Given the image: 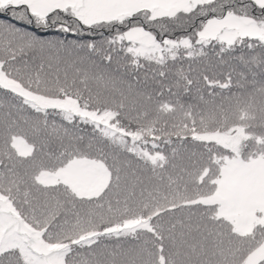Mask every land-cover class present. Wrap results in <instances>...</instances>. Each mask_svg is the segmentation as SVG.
Segmentation results:
<instances>
[{
	"label": "snow or ice",
	"instance_id": "obj_1",
	"mask_svg": "<svg viewBox=\"0 0 264 264\" xmlns=\"http://www.w3.org/2000/svg\"><path fill=\"white\" fill-rule=\"evenodd\" d=\"M0 264H264V0H0Z\"/></svg>",
	"mask_w": 264,
	"mask_h": 264
}]
</instances>
